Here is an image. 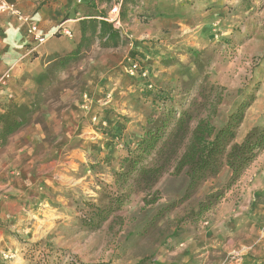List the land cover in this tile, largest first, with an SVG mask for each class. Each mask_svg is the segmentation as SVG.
Listing matches in <instances>:
<instances>
[{"label":"rangeland","instance_id":"1","mask_svg":"<svg viewBox=\"0 0 264 264\" xmlns=\"http://www.w3.org/2000/svg\"><path fill=\"white\" fill-rule=\"evenodd\" d=\"M102 2L109 15L111 1ZM224 6L229 15L237 13V21L240 17L236 31L244 34L264 0H224ZM131 17L115 23L120 34L126 24L135 25ZM148 22L140 20V27ZM129 33L120 35L123 44L117 48L95 42L98 50L91 47L79 61L57 65L59 76L51 90L30 108L12 111L23 127L38 124L45 144L36 158L14 160L16 186L23 194L1 191L8 202L2 210L12 211L0 216V232L7 238L0 242L6 254L0 264H255V248L264 249L258 244L264 242V219L257 211L264 206V151L236 182L230 183L231 171L223 165L187 199L185 170L174 171V159L183 155L187 139L146 160L152 166L170 157L168 172L152 188L144 189L133 177L116 180L122 158L135 148L147 121L161 115L163 106L145 97L146 91H154L166 106L174 105L175 119L188 113L190 132L202 119L219 130L241 103H252L256 93L264 95L261 42L240 47L236 40L219 38L195 49L189 63L173 64L174 57L159 60L158 50L149 52L145 40H136L135 27ZM133 57L146 67V78L128 74L127 62ZM62 92L79 101L73 124L66 117L67 123L61 122L68 106L60 100ZM263 116L261 102L248 115L247 132ZM72 131L79 132L77 141L64 135ZM63 146L75 151L55 152ZM216 192L222 193L218 203L198 216L199 203ZM117 197L120 208L96 222V211L110 210ZM231 240H244L248 246L237 255L222 252V244L229 248Z\"/></svg>","mask_w":264,"mask_h":264},{"label":"crops","instance_id":"2","mask_svg":"<svg viewBox=\"0 0 264 264\" xmlns=\"http://www.w3.org/2000/svg\"><path fill=\"white\" fill-rule=\"evenodd\" d=\"M4 1L15 5L23 18L18 19V16L8 12L0 13V117H6L9 112L16 109L30 108L40 100L41 96L51 90L52 81L59 76L55 71L59 61L75 50L79 42L80 21L108 15L102 0ZM237 5L241 12L246 11L242 9L240 3ZM133 11L131 24L135 25L126 24L125 31L121 34L131 35L129 32L135 27L136 40H145L144 44L150 47L147 48L149 52L151 48L158 50V54L162 55L159 60H162L163 56L174 57L176 61H172L173 64L189 63L195 49L214 44L219 38L236 40L240 47L256 40L261 42L262 49L264 47V8L248 19V31L244 34L236 31V23L241 22L240 17L238 16L237 21L236 12L228 14L229 9L224 6V0H140ZM149 15L152 16L148 17ZM239 15L241 16L242 13ZM146 17L148 24L144 28L140 27V20ZM26 18L27 22L24 21ZM30 26H34L36 33L44 37L41 44L28 33ZM63 31L69 32L70 35H64ZM96 47L94 44L92 50L97 49ZM66 96L67 94L63 92L60 96V100L68 105L62 114L61 122L67 123V118L69 123L73 124L76 120L74 115L79 101L68 100ZM263 96V93L255 94L236 132V142H241L247 133L250 127L247 126L248 115L251 111L260 108L261 102H264ZM263 123L264 116L262 121L260 118L255 119L252 126H260ZM38 126V124L25 126L4 140L2 136L4 121L0 119V216H8L12 211V209L2 210L8 202L5 201L7 197L1 195V191L22 192V194L24 192L18 191L16 186L14 160L36 158V154L41 151V146L45 144L39 139L42 134L38 131ZM73 131L64 133L68 140H76L74 137L79 136L78 131ZM35 139L38 141L35 142ZM62 144L63 142H60L58 146ZM71 151L75 150H67L63 146L60 151L58 149L55 152L69 153ZM259 207L261 209L257 211L263 214L264 219V206ZM4 237V234L0 232V242ZM220 240L224 242V238ZM243 241L236 244L235 240H231L227 242L229 248L222 244L220 250L237 255L248 246V242ZM258 244L264 245V242ZM3 254L5 253L0 246V256ZM254 256L255 264H264V249L260 250L256 247Z\"/></svg>","mask_w":264,"mask_h":264},{"label":"trees","instance_id":"3","mask_svg":"<svg viewBox=\"0 0 264 264\" xmlns=\"http://www.w3.org/2000/svg\"><path fill=\"white\" fill-rule=\"evenodd\" d=\"M108 1L110 2V0ZM139 2L140 0H122L119 13L121 23L125 21L127 14L130 17L134 14L133 9ZM79 30L80 38L76 49L65 55L59 64L79 61L95 42H98L101 48L106 49L117 48L123 44L119 29L107 21V15L81 20ZM144 96L151 98L159 106H163L162 112L159 118L147 121V126L135 148L127 150L126 156L120 162V171L116 174L118 181H127L133 177L132 179H136L144 186V189L152 188L168 172V159L170 157L164 156V159L155 161L152 166L148 163L146 165V160L149 157L157 156L160 150H165L166 146L176 145L187 139L183 155L174 159L176 160L174 166L176 174L185 170L188 179L183 197V199H187L202 182L215 177L223 165L231 171L230 183L236 182L258 155L264 151V123L252 127L241 142H235L236 132L242 124L251 102L241 103L235 111L229 114L225 126L219 130H215L209 119H202L190 132L191 117L188 113L181 112L179 117L175 119L174 105L166 106L164 102H159L154 91H146ZM12 114L11 111L6 117H0L4 121L2 130L4 140L24 126L23 120L17 119ZM169 126H172L170 133L167 132ZM173 130H175L174 133H172ZM221 197L222 193L219 192L207 195L199 203L196 214L200 216L209 211ZM116 199L110 201V210L96 211L97 213L93 216L96 222L100 223L106 218L105 215H109L113 212L112 210L120 208L122 200L119 197Z\"/></svg>","mask_w":264,"mask_h":264},{"label":"built area","instance_id":"4","mask_svg":"<svg viewBox=\"0 0 264 264\" xmlns=\"http://www.w3.org/2000/svg\"><path fill=\"white\" fill-rule=\"evenodd\" d=\"M110 1L111 3L109 7V13H110L109 15H112L113 19L111 20L109 15H107V21L110 23H113L115 27V23L120 22L119 13H120L122 0H110ZM4 12L15 14L16 16H18V19L23 18L20 12L15 7V5L6 3L4 0H0V13H4ZM24 21L27 22L28 19L26 18ZM28 33L33 35V38L37 43L41 44L44 41V37L36 33V28L34 26H30L28 28ZM63 34L66 36L70 35V33L66 31H63ZM127 72L130 76H140L142 78H146L147 76V73H146L147 69L145 66H143L142 61L138 58H132L128 60ZM148 88H152V86L149 85Z\"/></svg>","mask_w":264,"mask_h":264}]
</instances>
